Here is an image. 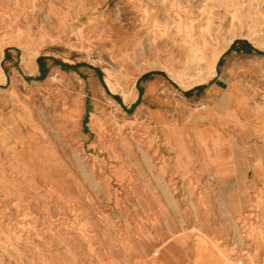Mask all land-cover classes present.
<instances>
[{"label": "rangeland", "instance_id": "374dc122", "mask_svg": "<svg viewBox=\"0 0 264 264\" xmlns=\"http://www.w3.org/2000/svg\"><path fill=\"white\" fill-rule=\"evenodd\" d=\"M1 105L0 264H264V0H0Z\"/></svg>", "mask_w": 264, "mask_h": 264}, {"label": "bare ground", "instance_id": "6f19581e", "mask_svg": "<svg viewBox=\"0 0 264 264\" xmlns=\"http://www.w3.org/2000/svg\"><path fill=\"white\" fill-rule=\"evenodd\" d=\"M258 3V2H257ZM239 4V3H238ZM237 4V5H238ZM187 5V4H186ZM240 5V4H239ZM252 5V4H251ZM227 6H231L232 7V10H238L239 9V6H235V4H227ZM238 8V9H237ZM180 10V9H179ZM246 10L250 13L251 12V10H250V5H248L247 7H246ZM248 12H246V13H248ZM183 14V13H182ZM159 15V14H158ZM243 15V14H242ZM180 16V15H179ZM244 16V15H243ZM187 17V16H186ZM240 17V16H239ZM237 18L233 13H232V11H231V14H230V22H231V26H233V27H239V28H241V17L240 18ZM117 19H118V17H116ZM183 18V17H182ZM145 21H146V23H149V21L151 20L152 22L151 23H149L148 25H147V32H146V37H147V40H148V42H149V40L151 41V39H152V41L151 42H149V47H144V46H142L141 45V41L138 39V42L136 43V46H135V48H134V52L132 53V55H130V56H133V59H137V58H146V57H148L149 59L151 58L152 59V57H154V58H156L157 60H161L162 59V57H163V45L161 44V41L159 40L160 39V35L162 34H159V32H162V30L164 31L165 30V27H164V24L163 23H161L160 22V18L158 19V16L155 18V17H152V18H149V14H147L146 16H145V19H144ZM154 30V31H153ZM153 31V32H152ZM152 37V38H151ZM111 46H110V50L113 52L114 50H113V48H115V50L117 51V46H119V44H118V41L117 42H112L111 44H110ZM208 44L207 43H205L204 45H202V47L204 46H207ZM121 51V49L119 50V52ZM114 54L116 55V53L114 52ZM120 56H127V54L126 55H124V54H122V55H120ZM127 66V65H126ZM128 67V66H127ZM130 67V66H129ZM131 68V67H130ZM230 95V93L227 91L226 92V96H222L221 97V99L222 100H230V101H233V98L232 97H230L229 99H226L228 96ZM151 97H152V95H151V93H149L148 95H146V99H145V101L147 100H150L151 99ZM147 105V106H146ZM143 107H145L146 109H148V107H149V104H143L142 105ZM229 108V107H228ZM216 116V115H215ZM207 117V116H206ZM212 121V120H211ZM205 122V121H204ZM197 123V122H196ZM78 124V123H77ZM163 125H167V122L166 121H164L163 122ZM74 126V125H73ZM76 126V125H75ZM73 129V128H72ZM75 130V129H74ZM77 131V130H76ZM204 131V130H203ZM203 133H205V132H203ZM260 162V161H259ZM220 163V162H219ZM33 165H36V167H38L37 166V163H33ZM220 165V164H219ZM227 166V165H226ZM220 167V166H219ZM234 198V197H233ZM228 199V198H227ZM238 207V206H237ZM25 236V235H24ZM169 240V239H168ZM184 241V240H183ZM188 242V241H187ZM168 243V242H167ZM161 246V245H160ZM168 246V245H167ZM172 246V245H171ZM162 247V246H161ZM201 248V247H200ZM167 249H168V247H167ZM190 249V248H189ZM194 249H195V252H194V263L195 264H213V263H215V262H218V260L216 259V257H215V255L213 254V256H212V254L210 255V258H205V257H203L202 256V253H201V251H199L200 249H199V246H196V247H194ZM217 249V248H216ZM215 249V250H216ZM219 251V250H218ZM183 253V252H182ZM186 253V252H185ZM221 257H222V259L224 260V262L225 263H227L225 260L227 259V257H225L224 255H223V253L221 252ZM208 257H209V255H207ZM233 264H241V262H237V263H235V262H233Z\"/></svg>", "mask_w": 264, "mask_h": 264}, {"label": "crops", "instance_id": "0c3cea01", "mask_svg": "<svg viewBox=\"0 0 264 264\" xmlns=\"http://www.w3.org/2000/svg\"><path fill=\"white\" fill-rule=\"evenodd\" d=\"M7 57H9V58H11L10 56H9V54H8V52H7ZM8 58V59H9ZM53 70H55L54 71V73H56V72H61V69H60V67L59 66H55V67H53ZM41 71V72H40ZM45 68L42 66V67H40V68H37V66H34V69H33V72L34 73H41L40 75H42V74H44L45 73ZM87 72V74H88V71H86ZM85 72V73H86ZM144 79L142 80L143 81V86L145 87V89H147V88H151L152 89V92H154V91H156V90H158L159 88H161V87H163L164 86V83L161 81V79H159L158 77H153L152 75L151 76H148V77H143ZM136 97L138 96V92H136V95H135ZM135 97V98H136ZM155 100V98H154V96L152 95V98H151V101H152V103H153V101ZM152 104H151V108H152ZM0 107H2L3 108V106L1 105ZM164 109V108H163ZM162 108L161 109H159V110H161L162 111V113H161V115H159L158 113H156V111L154 110V109H152V112H151V121L152 122H154V123H157L159 120H162V118H163V116H164V110H163Z\"/></svg>", "mask_w": 264, "mask_h": 264}, {"label": "trees", "instance_id": "16d2710c", "mask_svg": "<svg viewBox=\"0 0 264 264\" xmlns=\"http://www.w3.org/2000/svg\"><path fill=\"white\" fill-rule=\"evenodd\" d=\"M244 50L247 51V52H249L250 51V48L249 47H245Z\"/></svg>", "mask_w": 264, "mask_h": 264}]
</instances>
